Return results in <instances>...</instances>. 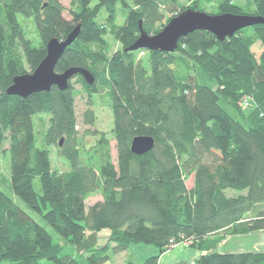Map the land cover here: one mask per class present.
Returning a JSON list of instances; mask_svg holds the SVG:
<instances>
[{"label":"trees","instance_id":"16d2710c","mask_svg":"<svg viewBox=\"0 0 264 264\" xmlns=\"http://www.w3.org/2000/svg\"><path fill=\"white\" fill-rule=\"evenodd\" d=\"M176 1L131 0L130 7L127 0H75L68 19L59 0H0V159L7 144L12 191L27 208L0 190V264H78L48 228L81 254L90 253V264L110 260L96 252L104 230L111 232L114 254L132 246L156 247L159 254L142 264H158L162 254L185 242L205 252L196 264H264V253H219L214 240L264 230V53L258 60L245 36L252 29L264 43V25L224 42L197 31L181 39L175 53L147 51L145 67L136 52L126 49L140 37V23L147 34H159L165 27L162 8L173 12ZM255 3L251 14L233 0H221L219 12L264 18V0ZM119 5L128 12L120 27ZM20 17L34 22L38 47L26 37ZM78 26L80 35L56 72L81 68L96 77L92 86L81 75L73 78L89 106L100 87L107 88L116 164L105 137L91 148L81 146L72 82L66 91L53 87L26 99L7 94L14 78L39 67L51 39L65 40ZM109 32L123 49L103 59L94 47L103 46ZM192 52L200 56L198 67L214 87L200 85L192 75ZM36 116L49 118L47 147L64 139L59 154L69 162L70 173L55 172L48 150L38 147ZM94 121V112L87 110L84 124ZM137 136L153 137L154 149L135 156L131 144ZM229 191L239 195L229 197ZM97 194L102 201L87 209L86 201Z\"/></svg>","mask_w":264,"mask_h":264},{"label":"rangeland","instance_id":"374dc122","mask_svg":"<svg viewBox=\"0 0 264 264\" xmlns=\"http://www.w3.org/2000/svg\"><path fill=\"white\" fill-rule=\"evenodd\" d=\"M62 5L66 8V12L64 13L65 17L70 19V9H75V0H59ZM130 7H133L131 0H127ZM165 3H171V0H164ZM221 0H214L210 2L209 0H177L176 4L172 7L173 12L167 11V5L163 7V11H165V26L170 22L171 19L175 18L177 13L184 12L188 9H195L197 11L205 12L212 16L220 15L219 12V4ZM233 3L240 7L244 12L253 14L256 9L255 0H233ZM95 4V3H93ZM128 12L123 9L121 5L118 6L117 9V21L116 26L120 27L124 25L125 20L127 18ZM23 31L26 34V37L31 40L36 47L40 45V38L38 35L37 28L32 20H24L22 17L19 18ZM102 22L105 21L106 15L103 13ZM161 28L160 26L157 29ZM242 31V30H241ZM245 36L249 37L252 42L251 48L256 58L259 60L262 54L264 53V43L261 40V37L256 34L252 29L247 30L245 32ZM105 44L103 46L94 47V50L100 54V57L103 59H109L116 51L123 49V44L119 42L114 35L109 32L105 37ZM136 57L138 60L142 61L145 67H149L150 61V53L146 50H140L136 52ZM192 64L193 71L192 75L195 76L200 85L214 87L215 83L211 81L202 70L198 67L199 57L194 52H192ZM96 78V77H95ZM76 80H72V85L76 90L77 98H76V117H77V131H78V139L82 147L91 148L95 145L97 139L101 137H105L108 139L111 145V156L113 162L117 163V149H116V141L113 135L114 129V118L113 112L111 108V102L108 97V90L106 87H100V93L94 95L91 98L92 106H89V97L83 92L82 86L80 84L75 83ZM222 106L225 110L234 115V113L227 107L225 102L223 101ZM91 109L94 112L95 121L93 125H85L84 124V114L87 110ZM35 125V136L37 140V145L40 148L47 149L50 154V159L52 163V168L55 172L59 174H68L71 172V166L69 162L63 158L59 154V146H51L47 147L44 143V137L49 126V118L47 116H36L34 120ZM8 145H4V150L6 152L3 153L0 159V190L7 194L10 198H12L16 204H18L22 209L27 210L26 206L13 194L12 186H11V167H10V155L7 152ZM188 188L193 187V177H190L187 182ZM35 190L40 193L41 186L38 179L35 181ZM228 196H237L239 195L236 191H229ZM102 201V196L95 195L89 200L86 201V208H90L97 202ZM39 224L44 225L42 221L37 220ZM48 231L51 235H53L56 243H60V245L64 248V254L71 255L78 264H90L89 259L91 258V254H81L78 252L76 246H74L69 241H63L60 238L56 237L54 232L48 228ZM264 231V230H263ZM261 232V231H258ZM248 235V234H247ZM247 235H237V236H218L214 240H216V249L218 246L223 245L225 252H230V250H248L250 247L249 240ZM231 237V238H230ZM230 238V240H227ZM98 246H97V255H108L110 260L107 264H128L130 262L136 263L137 255H144L145 258L147 256H151V251H157V248L154 246H141L144 250H140L139 246H132L130 250L127 252H122L119 254H114L112 251L113 243L111 240V232L109 230H104L98 234ZM263 243V240H262ZM183 246V244H180ZM249 245V246H248ZM185 247V246H184ZM191 247V246H190ZM253 248H256L255 246ZM260 252H264V245L258 247ZM135 254V257H133ZM2 264H12L10 262H4ZM42 264H48L43 262ZM184 264V263H183Z\"/></svg>","mask_w":264,"mask_h":264},{"label":"water","instance_id":"95a60500","mask_svg":"<svg viewBox=\"0 0 264 264\" xmlns=\"http://www.w3.org/2000/svg\"><path fill=\"white\" fill-rule=\"evenodd\" d=\"M264 25V18L249 15L223 14L212 16L205 12L188 9L163 28L157 35L147 34L140 23V37L126 51L175 53L181 39L197 31L212 33L221 42L233 37L241 30ZM81 27H76L65 40L51 39L47 44V56L39 67L31 74H25L13 79V84L8 88L7 94L28 98L37 93L50 92L53 87L61 91L69 89V83L77 75L83 76L90 86L96 82L95 76L86 69L71 68L63 73H57L56 68L66 50L77 40ZM61 139L59 147L63 146ZM155 147V140L150 136H137L131 144V152L141 157L150 153Z\"/></svg>","mask_w":264,"mask_h":264},{"label":"crops","instance_id":"0c3cea01","mask_svg":"<svg viewBox=\"0 0 264 264\" xmlns=\"http://www.w3.org/2000/svg\"><path fill=\"white\" fill-rule=\"evenodd\" d=\"M230 238H228L227 240H230ZM247 238L249 240V244L251 247L248 250L247 249L246 250H235V251L230 250V252H225L223 245H220L217 247L216 251L219 253H239V252L240 253H242V252L264 253V252H260V250L258 249V247H261L262 245H264V231L254 232V233L248 234ZM262 240H263V243H262ZM184 246L185 245H183V246L177 245V246L173 247L171 250L162 254L160 256L158 264H183V263L184 264H196L197 260L202 255L205 254V252L198 250L196 248H193L190 246H185V247ZM254 246L256 248H253ZM138 248L140 250H144L141 246H139ZM130 249H128V250H130ZM127 251H125V252H127ZM150 253L151 254H149V255H151V256H147V258H145L146 257L145 254L144 255H139L140 253L136 254L137 255L136 263L142 264L148 258H151V257L158 255L159 251L158 250L157 251H151ZM133 257H135V254Z\"/></svg>","mask_w":264,"mask_h":264},{"label":"built area","instance_id":"2783aa9c","mask_svg":"<svg viewBox=\"0 0 264 264\" xmlns=\"http://www.w3.org/2000/svg\"><path fill=\"white\" fill-rule=\"evenodd\" d=\"M249 105H250V101L249 100L245 101L244 106L246 108H248ZM182 244L185 245V246H190L191 245V242H185V243H182Z\"/></svg>","mask_w":264,"mask_h":264}]
</instances>
